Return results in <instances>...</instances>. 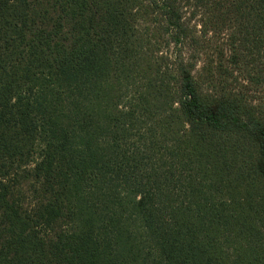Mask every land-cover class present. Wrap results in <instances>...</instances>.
Listing matches in <instances>:
<instances>
[{
	"label": "trees",
	"instance_id": "obj_1",
	"mask_svg": "<svg viewBox=\"0 0 264 264\" xmlns=\"http://www.w3.org/2000/svg\"><path fill=\"white\" fill-rule=\"evenodd\" d=\"M0 264H264V0H0Z\"/></svg>",
	"mask_w": 264,
	"mask_h": 264
}]
</instances>
